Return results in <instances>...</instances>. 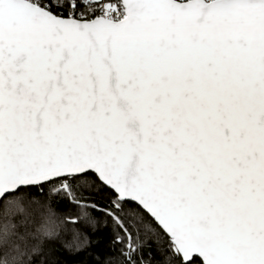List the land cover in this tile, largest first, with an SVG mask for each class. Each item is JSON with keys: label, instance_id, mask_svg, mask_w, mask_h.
I'll return each instance as SVG.
<instances>
[{"label": "snow or ice", "instance_id": "obj_1", "mask_svg": "<svg viewBox=\"0 0 264 264\" xmlns=\"http://www.w3.org/2000/svg\"><path fill=\"white\" fill-rule=\"evenodd\" d=\"M0 264H264V0H0Z\"/></svg>", "mask_w": 264, "mask_h": 264}]
</instances>
